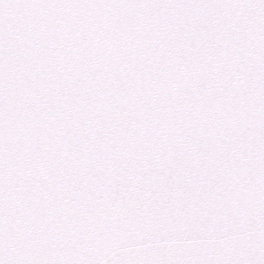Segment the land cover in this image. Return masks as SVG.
<instances>
[{
	"label": "snow or ice",
	"instance_id": "snow-or-ice-1",
	"mask_svg": "<svg viewBox=\"0 0 264 264\" xmlns=\"http://www.w3.org/2000/svg\"><path fill=\"white\" fill-rule=\"evenodd\" d=\"M0 264H264V0H0Z\"/></svg>",
	"mask_w": 264,
	"mask_h": 264
}]
</instances>
